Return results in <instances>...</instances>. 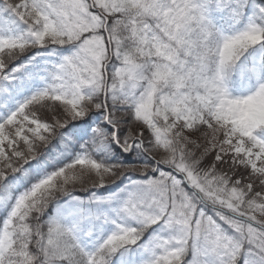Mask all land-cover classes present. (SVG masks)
<instances>
[{
	"label": "snow or ice",
	"instance_id": "snow-or-ice-1",
	"mask_svg": "<svg viewBox=\"0 0 264 264\" xmlns=\"http://www.w3.org/2000/svg\"><path fill=\"white\" fill-rule=\"evenodd\" d=\"M0 264H264V0H0Z\"/></svg>",
	"mask_w": 264,
	"mask_h": 264
}]
</instances>
